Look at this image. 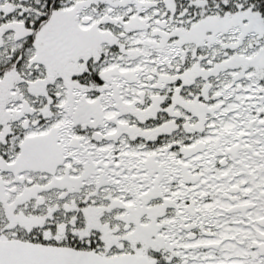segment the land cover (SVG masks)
<instances>
[{
	"label": "snow or ice",
	"instance_id": "snow-or-ice-1",
	"mask_svg": "<svg viewBox=\"0 0 264 264\" xmlns=\"http://www.w3.org/2000/svg\"><path fill=\"white\" fill-rule=\"evenodd\" d=\"M0 264H264V0H0Z\"/></svg>",
	"mask_w": 264,
	"mask_h": 264
}]
</instances>
